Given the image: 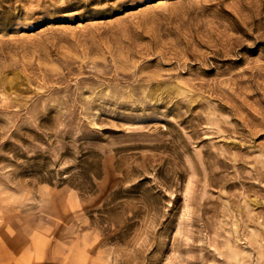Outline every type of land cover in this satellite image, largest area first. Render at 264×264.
Returning a JSON list of instances; mask_svg holds the SVG:
<instances>
[{
	"label": "rangeland",
	"instance_id": "1",
	"mask_svg": "<svg viewBox=\"0 0 264 264\" xmlns=\"http://www.w3.org/2000/svg\"><path fill=\"white\" fill-rule=\"evenodd\" d=\"M0 264H264V0H0Z\"/></svg>",
	"mask_w": 264,
	"mask_h": 264
}]
</instances>
